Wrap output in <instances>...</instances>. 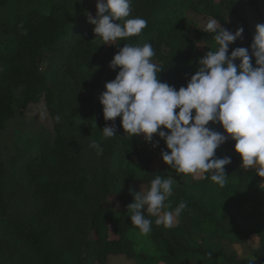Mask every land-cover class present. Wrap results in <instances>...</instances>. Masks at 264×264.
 <instances>
[{
    "label": "trees",
    "instance_id": "obj_1",
    "mask_svg": "<svg viewBox=\"0 0 264 264\" xmlns=\"http://www.w3.org/2000/svg\"><path fill=\"white\" fill-rule=\"evenodd\" d=\"M196 1L223 27L234 17L250 45L243 0H132L131 17L144 18L147 27L115 47L96 37L80 0H52L47 13L33 8L16 14L8 50L0 52V134L15 107L42 96L53 132L40 130L0 159V264L103 263L120 254L135 264H264V186L255 184L264 177L241 168L234 140L216 149L217 158H231L223 188L210 176L189 183L162 161L152 166L149 152L168 151L162 138H127L120 117L103 118L99 97L119 70L109 63L125 42L151 43L153 62L163 69L159 80L176 89L186 86L198 59L215 50L213 34L177 21L176 11L193 8ZM244 1L264 23V0ZM168 2L176 4L174 10L165 8ZM113 123L117 136L103 138L102 128ZM208 127L229 136L219 123ZM93 140L103 147L102 155L90 147ZM172 174L176 182L166 204L174 209L186 201L187 207L171 228L149 217L148 235L158 256L137 253L127 235L139 230L126 211L130 189L135 183L148 188L156 175ZM115 196L123 203L117 225L107 207ZM236 246L248 248L249 255H237Z\"/></svg>",
    "mask_w": 264,
    "mask_h": 264
},
{
    "label": "clouds",
    "instance_id": "obj_2",
    "mask_svg": "<svg viewBox=\"0 0 264 264\" xmlns=\"http://www.w3.org/2000/svg\"><path fill=\"white\" fill-rule=\"evenodd\" d=\"M95 8L87 21L95 26L93 32L103 44L115 47L147 27L144 18L131 17L132 0H96ZM201 30L213 34L215 50L198 59L197 70L179 89L159 80L163 69L153 62L156 53L151 43L125 42L109 63L111 69L119 70L99 97L103 118L115 121L120 117L127 138L141 134L145 142H152L153 134L162 138L168 151L162 150L161 158L177 174L210 176L223 188L227 183L224 166L231 158H217L216 149L230 138L241 168L264 177V23L255 25L248 48L236 47L231 52L229 46L241 37L242 28L229 31L210 18ZM209 122L219 123L229 136L208 127ZM91 126L96 127L94 120ZM102 136L116 137L115 124H106ZM90 147L97 155L103 154L98 141L93 140ZM175 182L170 175H156L147 190L130 189L132 202L126 211L141 235L152 230L149 217H156V225L171 228L182 215L186 201L174 209L166 204Z\"/></svg>",
    "mask_w": 264,
    "mask_h": 264
},
{
    "label": "rangeland",
    "instance_id": "obj_3",
    "mask_svg": "<svg viewBox=\"0 0 264 264\" xmlns=\"http://www.w3.org/2000/svg\"><path fill=\"white\" fill-rule=\"evenodd\" d=\"M80 1L83 3L82 8H84V11L94 16L96 13V0ZM213 1L218 2L219 0ZM51 3L52 0H6L4 4H0V52L5 53L8 50L9 44L11 42L10 27L13 24L15 16L18 14V12L36 8L47 13ZM175 6L176 4L168 2L165 8L174 10ZM241 7L247 19V28L250 37H252L255 31V25L259 23L260 18L255 12L254 8L250 6L247 1H241ZM176 12L177 21L180 24L195 29H202L203 24L208 19L212 18L203 10L197 1L193 8L182 7ZM262 13L264 14V10H262ZM227 22V27L221 26L233 32L239 28L237 20L234 17L228 16ZM247 41V38L242 34L241 37L236 40L238 44L237 47L248 48L249 45ZM40 130L48 131L50 133L53 132V123L46 108L43 96L40 97L38 101L28 103L26 106L15 107L13 115L10 117L0 134V159H6L8 154L13 152L15 147L21 144L22 141L28 137L36 136ZM137 137H143V135L141 134ZM149 153L153 155L152 166L158 167L161 163H159V161L163 162L162 159L158 160V157H161V151L157 150ZM154 156L158 157L154 158ZM171 177L175 178V174H172ZM193 177L196 178L195 176L186 175L183 176V180L190 183ZM255 184L264 186V179L256 181ZM140 187L143 190H147V187L142 183H135L132 186L135 191H139ZM107 207L111 211V215L113 216L115 224L117 225L120 219L119 215L123 207L121 199L115 196L114 199L107 202ZM176 223L177 222L174 221L173 225ZM193 232L194 231L190 230L192 236H194ZM91 235L95 236L93 233ZM127 235L132 240L133 248L137 253H145L153 257L158 256L155 244L149 235H141L139 230L136 229H130ZM111 236L115 237L113 233H111ZM253 238L254 237L251 238V243H254L255 241ZM236 253L239 256L246 254L249 255L248 248L242 246H236ZM90 264L135 263L132 259H128L125 257V255L120 254L108 256L103 263L92 261Z\"/></svg>",
    "mask_w": 264,
    "mask_h": 264
}]
</instances>
